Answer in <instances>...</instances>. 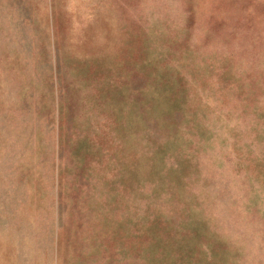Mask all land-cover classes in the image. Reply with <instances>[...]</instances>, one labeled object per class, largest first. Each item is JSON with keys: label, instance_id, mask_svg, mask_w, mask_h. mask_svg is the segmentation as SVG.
Listing matches in <instances>:
<instances>
[{"label": "rangeland", "instance_id": "1", "mask_svg": "<svg viewBox=\"0 0 264 264\" xmlns=\"http://www.w3.org/2000/svg\"><path fill=\"white\" fill-rule=\"evenodd\" d=\"M47 3L0 0V264L34 178L60 264H264V0Z\"/></svg>", "mask_w": 264, "mask_h": 264}, {"label": "crops", "instance_id": "2", "mask_svg": "<svg viewBox=\"0 0 264 264\" xmlns=\"http://www.w3.org/2000/svg\"><path fill=\"white\" fill-rule=\"evenodd\" d=\"M50 8V0L46 4ZM12 200V210L17 219L15 223L18 232L13 235V239H4L3 254L4 262L8 264L11 256L9 251L17 252L24 249L28 253L31 264L36 262L41 264H60V246L57 240V229L53 226L54 203L57 201V184H38L36 178L29 180L26 184H9ZM47 196V203L39 214L38 205L43 197ZM56 209V205H55ZM41 246L37 249L36 237L40 235ZM26 249V250H25ZM1 253V252H0ZM16 259L15 257H13Z\"/></svg>", "mask_w": 264, "mask_h": 264}]
</instances>
